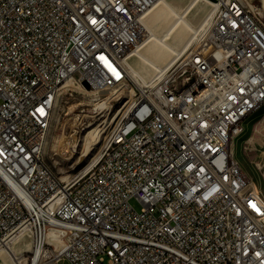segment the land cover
Segmentation results:
<instances>
[{"label":"built area","instance_id":"1","mask_svg":"<svg viewBox=\"0 0 264 264\" xmlns=\"http://www.w3.org/2000/svg\"><path fill=\"white\" fill-rule=\"evenodd\" d=\"M158 1L0 0V247L28 239L25 264H264V195L233 153L264 105V14L222 0L141 83L129 63ZM65 87L92 92L96 114L101 91L133 93L98 160L64 181L45 148Z\"/></svg>","mask_w":264,"mask_h":264},{"label":"rangeland","instance_id":"2","mask_svg":"<svg viewBox=\"0 0 264 264\" xmlns=\"http://www.w3.org/2000/svg\"><path fill=\"white\" fill-rule=\"evenodd\" d=\"M167 1L176 11L183 12L190 0ZM212 1L206 0L192 7L191 13L186 15L187 21L194 27H198L210 12ZM246 1L253 3L264 12V0ZM162 9V5L156 3L143 18V39L129 63L147 81L152 80L157 73H155L154 68L145 65L138 58V54L141 51L144 55L154 59L149 52V47L155 41V35H162L165 27L174 20V16L170 12H163ZM189 36L190 33H185L184 39ZM172 44L180 48L176 41L173 40ZM166 60L158 62V64L164 66ZM140 82L142 83V81ZM130 94V89L121 87L101 91L99 96L108 100L106 102L107 108L100 114H96L97 111L94 109L99 105V102L95 101L92 92L78 93L71 97L66 87L60 91L53 109L45 158L61 180L65 181L69 177H76L93 165L111 133L114 124H111V121L120 114L121 102L119 98L129 97ZM74 129L77 130V133L74 132ZM90 138H92L94 146L88 148L85 141ZM75 145L76 147H74ZM233 153L249 176L251 183L264 195V105L244 123L243 131L234 140ZM130 204L137 211H141L143 208L140 200L135 197L130 199ZM24 244H29L28 239H22L12 245L20 247ZM13 250L16 251L17 249L14 248ZM29 256L30 253H25L21 258L25 263L26 261L28 263ZM0 260L3 264L5 262L13 264L8 255L0 254ZM56 264H68V262L60 261Z\"/></svg>","mask_w":264,"mask_h":264},{"label":"bare ground","instance_id":"3","mask_svg":"<svg viewBox=\"0 0 264 264\" xmlns=\"http://www.w3.org/2000/svg\"><path fill=\"white\" fill-rule=\"evenodd\" d=\"M190 1L186 5L183 12L176 11L175 8L167 0H159L157 2L158 5H162L163 12H166V11L170 12L174 16V20L171 22L169 26L165 27L162 35L160 36L155 35V41L152 42V44L149 47V52L153 55L154 59H151L149 56L144 55L141 51L139 52V54L137 53L138 58H140L144 62L145 65H149L155 69V73H157V71H160L162 73L168 71L169 68L175 63V61L179 57H181L184 53H186L195 44L199 36L202 33H205L208 31L209 18L211 17L215 9V6L219 2H222V0H213L210 3L212 8L210 9V12L207 14V16H205L206 17L204 18L205 20L202 21V23L198 27H194L187 21L186 15L191 13L192 7H195L200 2H204L206 0H202V1L192 0L191 2ZM257 10L259 11V13L264 14L261 8H257ZM185 33H190V36L186 39H184ZM173 40L176 41V43L178 44L180 48L172 44ZM163 60H166L164 63V66H161L160 64H158V62H161ZM130 67H131L132 75L135 78L142 81V83L143 82L150 83L154 81L156 77L158 76V73H157L156 76L152 80L147 81L144 78H142L138 70H136L132 65H130ZM100 106L107 108L106 103H102ZM119 115L115 119H113L111 122L114 123L118 119ZM74 132L77 133V130L74 129ZM85 144L88 148H91L94 146L92 138L86 140ZM74 147H76V145ZM99 156H100V153L97 159L95 160V162L98 160ZM85 171H82L80 174H83ZM12 247L13 249L16 248L17 250L14 251L13 249H11ZM30 251H31L30 244H24L20 247H15L7 242L6 244H3L2 247H0V254H4V256L8 255L10 259L12 260L13 264H25V262L22 260L21 257L24 256L25 253H29ZM5 264H9V263L5 262ZM34 264H36V259L34 261Z\"/></svg>","mask_w":264,"mask_h":264}]
</instances>
